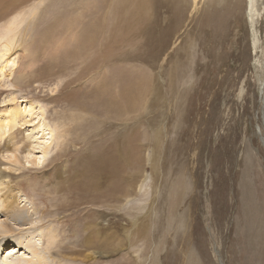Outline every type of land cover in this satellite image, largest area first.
Listing matches in <instances>:
<instances>
[{
  "label": "rangeland",
  "instance_id": "1",
  "mask_svg": "<svg viewBox=\"0 0 264 264\" xmlns=\"http://www.w3.org/2000/svg\"><path fill=\"white\" fill-rule=\"evenodd\" d=\"M248 7L0 0V120L26 109L20 152L51 141L43 164L1 168L62 264H264V5Z\"/></svg>",
  "mask_w": 264,
  "mask_h": 264
},
{
  "label": "bare ground",
  "instance_id": "2",
  "mask_svg": "<svg viewBox=\"0 0 264 264\" xmlns=\"http://www.w3.org/2000/svg\"><path fill=\"white\" fill-rule=\"evenodd\" d=\"M248 3H249V7H248L249 13L251 14L253 21H256V19L259 18V16L261 15V8L264 5L263 0H248ZM9 24L14 25L15 20H12ZM10 25L8 26V29L11 31L12 27ZM15 41H16V35H13L12 37L8 36L7 40L4 42L2 52L6 53L11 49V46L14 47L13 43ZM6 45L8 46V48L5 50ZM10 100L13 101L14 98L11 97ZM30 106L31 105L26 104L23 107L24 108L27 107L28 108L27 112H30L31 111ZM17 108L18 107L16 108L12 107V108L6 109L5 117L2 120H0V141L5 137L8 140L7 143L10 142L12 146L11 152L6 151L5 150L6 148H3V149L0 148V154H1L0 156V203H1L0 213L3 215L2 217H0V250H1L0 254L3 253L2 258H0V264H50V261H53L55 259H56L55 264H62L60 262L61 258L59 257L60 258L59 259V258L54 257V255L50 252V249L53 243L57 239V233L51 228L49 229V228L43 227L42 224L38 225V223H41L42 221V216H41L42 213L40 212L41 215H39L37 212V209H35V207L32 204L30 205V207H27L28 205L25 206L26 203H23V205H19V201L21 202L25 200V198L27 197L25 196H23L24 198L22 196L20 197L17 195L16 193L17 191L14 192V189H16L17 187L16 188L12 187L14 184L12 185L11 178L9 177L10 174H8L4 168L3 169L1 168V165L3 166L8 165V168L16 169V168L24 167V163L30 164V165H39L40 163L43 164L44 162H46L45 161L46 157H48L47 155L49 154V148H50L51 141L49 144H46L45 142L44 144L40 146L38 144L39 142H37L38 139H35L36 137H34V140L32 141V142L36 141V143L31 145L30 149L29 148L27 149V152L24 153V149L21 152L19 151V145L20 144L23 145V143L20 142L19 140L17 141L14 140L13 134H14V131H16L15 128L18 126V122H15V121L16 120L21 121V114L24 113L26 109L21 110L22 111L21 113V111L18 110ZM38 114H39L38 116H40V119H41V121L40 120L38 121L39 122L38 127L40 129L43 128L42 130H49L47 131V134L50 133L51 134L50 136L52 137V132L54 130L53 129L50 130L47 128V124L44 121V118H42L43 110L40 109V112ZM26 138L29 139V137H26ZM39 138L41 139V136ZM8 145L10 146V144ZM112 158L114 157L112 156ZM124 159H127V157L126 158L124 157ZM104 163L107 164L106 161ZM89 174L90 173H88V175L85 176L87 179V183H80V188L83 186V188L87 191V193L91 194L93 191H95L94 187H96V185L95 186L93 185L94 182L92 183V180H94L95 182L96 180L95 178L91 180L90 177H93V176ZM117 179H120V178H117ZM76 190H79V189L77 188ZM35 236L44 237L45 244L41 246L39 245L38 247L36 240H34ZM3 240H4V244H1ZM9 243H14L15 245L5 248L7 245H9ZM18 252L20 253L18 254ZM27 254H30L29 258L26 257ZM51 254H52V257H51Z\"/></svg>",
  "mask_w": 264,
  "mask_h": 264
}]
</instances>
